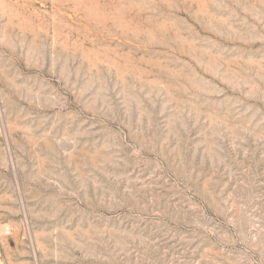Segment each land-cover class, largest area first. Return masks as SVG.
Masks as SVG:
<instances>
[{
	"label": "rangeland",
	"instance_id": "374dc122",
	"mask_svg": "<svg viewBox=\"0 0 264 264\" xmlns=\"http://www.w3.org/2000/svg\"><path fill=\"white\" fill-rule=\"evenodd\" d=\"M0 264H264V0H0Z\"/></svg>",
	"mask_w": 264,
	"mask_h": 264
}]
</instances>
